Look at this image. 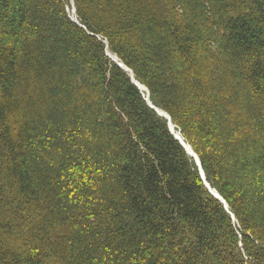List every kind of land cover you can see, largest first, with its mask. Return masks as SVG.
Listing matches in <instances>:
<instances>
[{
	"label": "trees",
	"instance_id": "16d2710c",
	"mask_svg": "<svg viewBox=\"0 0 264 264\" xmlns=\"http://www.w3.org/2000/svg\"><path fill=\"white\" fill-rule=\"evenodd\" d=\"M0 264H264V0H0Z\"/></svg>",
	"mask_w": 264,
	"mask_h": 264
},
{
	"label": "water",
	"instance_id": "95a60500",
	"mask_svg": "<svg viewBox=\"0 0 264 264\" xmlns=\"http://www.w3.org/2000/svg\"><path fill=\"white\" fill-rule=\"evenodd\" d=\"M109 56H110V58H111L114 62H116L119 66H121L122 68H124L126 71H129V70L124 66V64H122L121 62H119L117 59H114L111 55H109ZM134 82H135V84H136L141 90H144V89H145V88H144L139 82H137V81H135V80H134ZM147 101H148L149 105H150L152 108H155V107L151 104V102L149 101V98L147 99ZM155 109H156V111L158 112V114H159L160 116L166 117V118H168V119L170 120V117H169L165 112H163V111H161V110H159V109H157V108H155ZM169 125H170V130H171V132H172V133L175 135V137H176V138L182 143V145L186 148L187 152H188L189 154H191L192 156H194L196 162H197L198 165L200 166L201 174H202V176H203V178H204V180H205L204 172H203V170H202V168H201V164H200V161H199L198 156L193 152V150L191 149V147H189L187 144H185V143L183 142V140L181 139L180 135H177V134L174 133V126H173V124L171 123V121H170ZM189 149L191 150V153L189 152ZM207 185H208V184H207ZM208 187H209L211 193H212L215 197H217V198H221L220 195H219L217 192L213 191V190L210 188L209 185H208Z\"/></svg>",
	"mask_w": 264,
	"mask_h": 264
},
{
	"label": "bare ground",
	"instance_id": "6f19581e",
	"mask_svg": "<svg viewBox=\"0 0 264 264\" xmlns=\"http://www.w3.org/2000/svg\"><path fill=\"white\" fill-rule=\"evenodd\" d=\"M69 10H70V9H69ZM74 10H75V8H74ZM74 13H75V12H72V13H71V15H72V17H73V19H72L73 21H75V17L73 16ZM174 133L177 134V135H179L175 130H174ZM189 152L191 153V150H190V149H189ZM191 157H192V156H191ZM213 191H214V190H213Z\"/></svg>",
	"mask_w": 264,
	"mask_h": 264
},
{
	"label": "rangeland",
	"instance_id": "374dc122",
	"mask_svg": "<svg viewBox=\"0 0 264 264\" xmlns=\"http://www.w3.org/2000/svg\"><path fill=\"white\" fill-rule=\"evenodd\" d=\"M69 11H70L71 13H72V12H75V10H73V8H71Z\"/></svg>",
	"mask_w": 264,
	"mask_h": 264
}]
</instances>
